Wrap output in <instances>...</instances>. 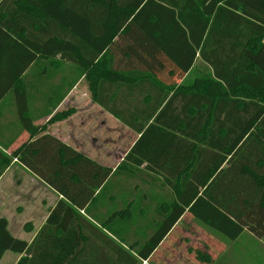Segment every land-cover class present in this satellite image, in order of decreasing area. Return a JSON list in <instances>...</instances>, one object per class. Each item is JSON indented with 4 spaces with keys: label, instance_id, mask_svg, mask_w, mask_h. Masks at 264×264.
<instances>
[{
    "label": "trees",
    "instance_id": "trees-1",
    "mask_svg": "<svg viewBox=\"0 0 264 264\" xmlns=\"http://www.w3.org/2000/svg\"><path fill=\"white\" fill-rule=\"evenodd\" d=\"M115 47L128 60L124 66L110 55ZM4 54L11 56L5 89L21 88L23 103L17 104L19 133L0 139V176L15 160L61 198L31 242L14 237L1 217L0 259L9 251L21 255L15 264H80L87 252L92 264H142L185 212L229 240L244 230L264 235V0H0ZM62 61L76 67L77 77L62 93L51 90V101L34 116L22 74L34 63L46 74ZM161 70L173 81L160 79ZM81 76L98 100L104 82L144 79L163 91L153 115L185 118L175 126L157 115L136 126L140 137L113 171L46 132L75 112L53 113ZM49 116L46 124L35 123ZM191 148L198 156L193 168L168 166L161 170L166 183L151 186L168 195L150 200L158 213L145 242L126 244L122 229L133 218L123 211L99 223L118 242L79 213L136 155V164L174 162L182 157L178 151Z\"/></svg>",
    "mask_w": 264,
    "mask_h": 264
},
{
    "label": "crops",
    "instance_id": "crops-1",
    "mask_svg": "<svg viewBox=\"0 0 264 264\" xmlns=\"http://www.w3.org/2000/svg\"><path fill=\"white\" fill-rule=\"evenodd\" d=\"M110 55L115 62L123 66L128 62L127 59L120 58L123 55L116 47L113 51L110 50ZM8 57L11 58L10 55L5 54L0 57V139L2 142L9 141L19 133L21 124L17 104L23 103L21 88L16 92L5 89L7 85L5 78L8 79V74L11 73L8 69V63L11 60H8ZM61 63L47 70L46 74H43L39 64L34 63L22 74L25 82L21 84L24 83L27 105L34 112V116L43 112L47 103L51 101L46 97L51 90L56 94L62 93L77 77L75 66L64 61ZM120 69L125 72L138 71L143 74L149 72L145 67L136 69L121 67ZM156 74L167 82L173 81L167 71L161 70ZM97 92L99 100L92 98L84 76L79 77L53 113L69 108H74L76 111L67 119L48 124L46 132L115 171L141 135L135 131V127L155 119L158 115V111L153 115L152 107L160 102L163 91L144 79L141 82L131 79L128 83L119 85L104 82L97 87ZM50 117H41L35 123L46 124ZM157 117L165 122L174 121L175 126L176 122L185 118L181 113L162 114ZM25 136L26 133H20L14 144L19 143ZM192 153V148L185 149L177 152L182 157L174 162L156 158L154 161L143 159L138 164L136 162L141 157L136 155L131 158L133 162L128 161L119 173H112L108 178L104 189L107 193L104 197L101 194L97 201L88 206L89 210H79V213L98 230L118 242L99 223L107 220L115 212L123 211L125 216L133 218V224L122 229L126 244L145 242L154 230L151 220L158 213L157 209L149 207L150 200L157 195L159 197L168 195V189L164 192L159 189L152 192L150 187L163 186L166 183L161 170L168 166L183 168L191 165L193 168L198 156ZM183 156L186 159H183ZM23 187L26 188L25 192ZM46 193L52 194L51 205L46 202V197L49 196ZM60 198L61 196L53 189L15 160L0 176V218H6L8 230L14 237L19 238L21 233H25L27 237L21 239L27 242H31L46 221L49 211ZM24 212L33 218L32 221L19 220L16 214L20 215ZM84 225L91 228L85 222ZM126 244L120 243L128 249ZM7 253L10 252L7 251L5 254ZM11 253L13 258L8 264H15L21 255ZM133 254L137 256L136 253L133 252ZM92 261L93 257L87 252L80 258V264H92ZM142 264H264V235L258 238L244 230L238 237L229 240L194 222L192 216L185 212L149 258L142 260Z\"/></svg>",
    "mask_w": 264,
    "mask_h": 264
},
{
    "label": "rangeland",
    "instance_id": "rangeland-1",
    "mask_svg": "<svg viewBox=\"0 0 264 264\" xmlns=\"http://www.w3.org/2000/svg\"><path fill=\"white\" fill-rule=\"evenodd\" d=\"M74 109V108H73ZM75 111H76V109H75ZM84 154V153H83ZM86 155V154H85ZM93 155H95V153L93 154ZM87 156V155H86ZM145 188H148V187H145ZM23 189H24V192L26 191V188L25 187H23ZM150 190L152 191V192H156V190L155 189H153L152 187H150ZM107 193V190L102 194V197H104V195ZM47 195L49 194V196L48 197H46V202L48 203V205H51L52 204V200H51V197H52V194H50V193H46ZM45 194V195H46ZM40 195V194H39ZM44 197V196H43ZM17 216H18V218H19V220H21V221H27V219H30L31 221H32V217L31 216H28V213H26V212H24V213H22V214H20V215H18V214H16ZM18 220V221H19ZM33 223H35V222H33ZM38 225V224H37ZM36 225V226H37ZM34 228H35V226H34ZM24 237H27L26 236V234L25 233H21V235L19 236V238L21 239V238H24ZM11 253V252H10ZM10 253H7V254H5V256L0 260V264H8V263H10L11 261H12V258H13V255H11Z\"/></svg>",
    "mask_w": 264,
    "mask_h": 264
}]
</instances>
